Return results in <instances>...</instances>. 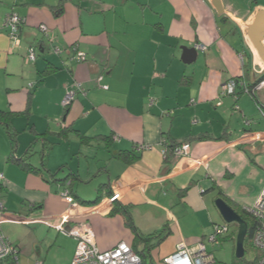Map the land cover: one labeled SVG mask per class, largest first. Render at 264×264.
<instances>
[{
	"label": "crops",
	"instance_id": "0c3cea01",
	"mask_svg": "<svg viewBox=\"0 0 264 264\" xmlns=\"http://www.w3.org/2000/svg\"><path fill=\"white\" fill-rule=\"evenodd\" d=\"M258 11L264 0H0V119L16 135L12 143L0 125L9 217L60 224L70 209L61 196L68 187L83 206L68 214L90 225L101 250L145 245L122 214L110 215L115 205L152 237L149 246L158 243L160 262L182 242L208 247L219 225L210 209L219 214L216 200L241 216L264 191V117L253 100L264 105V89L250 87L264 60L247 35ZM11 13L26 20L19 44L5 25ZM31 48L41 55L27 64ZM54 48L61 53L52 55ZM74 48L86 62L74 60ZM185 48L197 50L195 62L186 63ZM233 80L238 98L223 96ZM76 84L86 94L65 110ZM182 143L189 154L176 159L171 149ZM126 155L139 158L127 164ZM115 191L120 201L94 211ZM43 226L54 230L43 222L3 224L21 264L36 259V227Z\"/></svg>",
	"mask_w": 264,
	"mask_h": 264
},
{
	"label": "built area",
	"instance_id": "2783aa9c",
	"mask_svg": "<svg viewBox=\"0 0 264 264\" xmlns=\"http://www.w3.org/2000/svg\"><path fill=\"white\" fill-rule=\"evenodd\" d=\"M26 20L22 18L17 13H11L7 16L6 27L10 30V37L16 43L19 44V33L20 28L24 25ZM40 31L44 34L48 33L46 26H40ZM197 48L202 51H206L207 47L203 45H198ZM56 54H60L61 51L58 48H54ZM76 56L74 59L79 63L86 62L85 53H79L77 48H74ZM38 58L37 50L31 48L25 58L27 64L35 63ZM103 77H99L98 81L101 82ZM34 85H31L33 87ZM76 89L68 91L66 96L63 99L62 105L65 109H69L75 102V98L78 92L86 94L82 89L81 84H76ZM237 87L236 81H230L229 83L222 86V95H234ZM243 87L246 89L247 93H250V90L245 84ZM264 89V80L258 83L253 93L261 91ZM153 104V100H151ZM262 116L264 117V110H259ZM262 135V134H258ZM190 145L187 143L182 144L173 151V155L176 159H182L188 156ZM167 150L163 151L165 156ZM4 180L3 174H0V183ZM62 198L66 201L69 206L68 213H76L78 210L82 209L83 206L75 201V198L72 196L71 192L66 189L62 194ZM121 194L117 191L114 192L112 197L102 204L100 208H95L94 211H102L105 207L112 206L115 202L120 201ZM93 208V209H94ZM246 212V211H245ZM61 216L60 224L52 226L48 220H42L33 217L29 218H17L9 217V214L6 212L4 203L1 200L0 196V264H21L20 262V251L15 247L9 240V238L4 234L2 230V225L8 221L16 222L24 225H31L38 222H43L49 227L56 229L58 232L74 238L77 241V248L74 253V257L70 264H143L142 258L138 255L133 247L125 242L119 243L117 246L110 250H101L95 241L94 233L88 223L81 221V216L75 217L73 215ZM249 216L255 222V228L253 231V236L251 239V244L253 248L257 251L258 256L253 263L248 264H264V191L260 195L259 199L255 205L248 209L247 212ZM84 215V214H83ZM78 219V220H75ZM83 219V218H82ZM74 223L73 226L71 224ZM229 232L227 227L221 225H215L213 233L208 236L207 244L216 245L219 244L223 239L224 235ZM35 264H43L37 261ZM160 264H220L215 256L211 254L205 243H200L194 249L188 248L185 243H180L177 247V250L174 254L167 256L162 259Z\"/></svg>",
	"mask_w": 264,
	"mask_h": 264
},
{
	"label": "rangeland",
	"instance_id": "374dc122",
	"mask_svg": "<svg viewBox=\"0 0 264 264\" xmlns=\"http://www.w3.org/2000/svg\"><path fill=\"white\" fill-rule=\"evenodd\" d=\"M45 35H48L45 34ZM50 35V34H49ZM45 37V36H44ZM46 38V37H45ZM49 38V36L47 37ZM46 40L48 41V39ZM49 43V42H48ZM38 57L41 55L37 51ZM52 55H58L55 52H52ZM214 214L213 220L219 225L225 224L224 220L219 216L213 206L210 208ZM246 213V212H245ZM248 214V213H246ZM249 215V214H248ZM201 218V216H199ZM229 233L225 234L222 241L219 244L211 245L209 244L207 249L208 251L215 256L217 261L220 264H248L253 263L258 256L257 251L253 248L252 244L248 241L245 243V256L243 259H238L236 257L237 249V237L239 233V227L236 224H230ZM42 227V226H40ZM36 227L37 229V238L41 241L39 243V249L35 252L36 259H32V263L39 261L43 264H69L71 260V255L76 251V242L73 241L70 237L58 232L56 229L49 230V228L43 226V228ZM25 231L24 229H19V232ZM49 240V241H47ZM157 242V241H156ZM207 243V241H206ZM158 245V243L156 244ZM153 242L151 246L146 247L141 242L137 243V248L139 251L144 252V262L145 264H153L151 252L155 255V261L157 264L160 263L158 250L159 246H156ZM153 255V256H154ZM74 257V256H73ZM158 259V261H157ZM154 262V261H153Z\"/></svg>",
	"mask_w": 264,
	"mask_h": 264
},
{
	"label": "water",
	"instance_id": "95a60500",
	"mask_svg": "<svg viewBox=\"0 0 264 264\" xmlns=\"http://www.w3.org/2000/svg\"><path fill=\"white\" fill-rule=\"evenodd\" d=\"M247 35L261 59L264 60V11H258L256 13L253 23L247 28ZM44 36L48 37L49 35ZM184 52L188 58L186 63L191 64L196 61V49L185 48ZM215 206L225 223L238 225L239 233L237 237L236 257L243 259L245 256V241L249 232L248 223L225 200H216Z\"/></svg>",
	"mask_w": 264,
	"mask_h": 264
},
{
	"label": "trees",
	"instance_id": "16d2710c",
	"mask_svg": "<svg viewBox=\"0 0 264 264\" xmlns=\"http://www.w3.org/2000/svg\"><path fill=\"white\" fill-rule=\"evenodd\" d=\"M10 15V14H9ZM21 29V28H20ZM36 50H38L37 48H36ZM75 60V59H74ZM262 80H264V73L260 76V77H258V79L256 78V81L250 86L251 88H255V86L258 84V83H260ZM237 82V81H236ZM239 87V84H238V82H237V87H236V91H235V95H233V96H236L237 98H238V94H237V88ZM78 94V93H77ZM253 96H255V95H253ZM253 100L256 102V104L258 105V108H259V110H264V105L257 99V97H254L253 98ZM65 109V108H64ZM66 110V109H65ZM3 115H5V113H1L0 112V117L1 116H3ZM4 125L5 127H7V130H8V133H9V136H10V139H11V141H12V143H14L15 141H16V135L10 130V128H9V125H7L5 122L3 123V121L0 119V125ZM182 144H184V143H182ZM179 146H181V144L180 145H178V146H176V147H174L173 149H171V153H172V155H173V151H174V149L175 148H177V147H179ZM48 150H49V147H45V149H44V156H46L47 155V152H48ZM132 155V154H131ZM174 156V155H173ZM13 157V156H12ZM16 158V157H15ZM138 156H136V157H128L127 155L126 156H123L122 157V159L123 160H126V162H127V164H131L133 161H136V160H138ZM15 161L16 160H18V159H14ZM26 170H29V171H33V172H38V170L39 169H35V168H33L31 165H27L25 162H21L20 163ZM39 171H42V170H39ZM4 176V175H3ZM66 189H68L69 190V188L68 187H66ZM65 189V190H66ZM64 190V191H65ZM70 191V190H69ZM3 193H4V186H3V181L0 183V196H1V200L3 201ZM112 197V195H110V198ZM101 200H102V198H99L98 199V201H96V202H94V203H89V206H98L100 203H101ZM116 203V202H115ZM114 203V204H115ZM4 207H5V210H6V206H5V204H4ZM115 214H122L124 217H125V219H126V224H127V226H129L133 231H134V233L136 234V238L138 239V240H141L142 242H144L145 243V245H146V247H149V242L152 240V237H148V238H144L141 234H139L138 233V230H137V228L135 227V225H134V223H133V220H132V215H131V213L129 212V210L128 209H126L125 207H122V206H114V208L112 209V211H111V213H110V215H115ZM242 218L248 223V225H249V232H248V236H247V238H246V241H245V243L248 241L250 244H251V239H252V236H253V231H254V228H255V222L253 221V219L248 215V214H246L245 212H243L242 213ZM3 226V225H2ZM10 240V239H9ZM11 242V241H10ZM12 243V242H11ZM13 244V243H12ZM15 247H17L15 244H13ZM18 248V247H17ZM19 249V248H18ZM134 250H135V252L138 254V255H140V257L142 258V261H143V264H145V262H144V252H141V251H139L138 250V248H137V246H135L134 247ZM19 251H20V249H19ZM21 254V253H20ZM160 264V263H159Z\"/></svg>",
	"mask_w": 264,
	"mask_h": 264
},
{
	"label": "bare ground",
	"instance_id": "6f19581e",
	"mask_svg": "<svg viewBox=\"0 0 264 264\" xmlns=\"http://www.w3.org/2000/svg\"><path fill=\"white\" fill-rule=\"evenodd\" d=\"M257 51V50H256ZM258 53V52H257ZM259 55V54H258ZM260 57V56H259ZM261 58V57H260ZM245 89V88H244ZM244 91H246V89L244 90ZM252 208V207H251ZM251 208H246L245 210H246V212H247V210L248 209H251ZM227 224V223H226ZM227 225H230V224H227ZM227 225H221V226H224V227H227L228 228V226ZM229 229V228H228ZM200 244V243H199Z\"/></svg>",
	"mask_w": 264,
	"mask_h": 264
}]
</instances>
